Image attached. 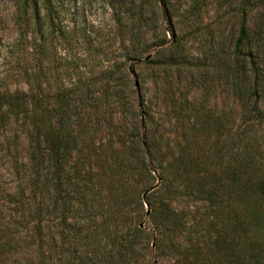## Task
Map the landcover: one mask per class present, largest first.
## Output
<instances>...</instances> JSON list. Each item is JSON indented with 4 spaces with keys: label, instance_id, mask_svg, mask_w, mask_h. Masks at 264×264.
Listing matches in <instances>:
<instances>
[{
    "label": "trees",
    "instance_id": "1",
    "mask_svg": "<svg viewBox=\"0 0 264 264\" xmlns=\"http://www.w3.org/2000/svg\"><path fill=\"white\" fill-rule=\"evenodd\" d=\"M17 1L37 11L50 0ZM246 43L242 19L225 65L230 102L214 147L205 141L210 125L196 127L198 99L188 113L165 99L166 109L153 111L144 81L124 76L122 64L94 79L60 81L54 92L43 69L30 78L20 65L24 87L4 83L0 94L5 264H150V253L198 260L199 245L182 251L173 235L187 228L191 241L200 238L201 203L226 233L212 264H222L219 253L235 264H264V65L244 53ZM184 119L191 126L172 156L167 128Z\"/></svg>",
    "mask_w": 264,
    "mask_h": 264
},
{
    "label": "rangeland",
    "instance_id": "2",
    "mask_svg": "<svg viewBox=\"0 0 264 264\" xmlns=\"http://www.w3.org/2000/svg\"><path fill=\"white\" fill-rule=\"evenodd\" d=\"M242 19L247 33L243 51H253L254 61L264 65V0H50L40 1L37 11L32 6L22 10L17 0H0V94L4 83L11 90L24 87L22 64L30 69V78L43 69L51 92L60 81L94 79L114 64H122L124 76L137 83L144 81L145 98L153 111L165 110V99L188 113L192 99H198L202 105L194 110L201 115L196 127L210 125L205 141L214 147L215 129H221L230 102L225 65ZM170 56L173 66H169ZM190 126L184 119L177 124L172 121L167 128L172 156L179 152ZM6 167L0 154V232L4 188L9 183ZM200 206L197 216L204 217L198 228L200 238L191 241L187 228L173 235L182 251L198 244L200 259L150 253L144 260L150 264H212L215 247L223 250L226 246V233L221 222L211 223L212 213ZM122 213L124 217L126 210ZM141 221L145 228L151 226L150 217L143 216ZM222 255L218 254L219 263L235 264ZM5 263L1 257L0 264Z\"/></svg>",
    "mask_w": 264,
    "mask_h": 264
}]
</instances>
